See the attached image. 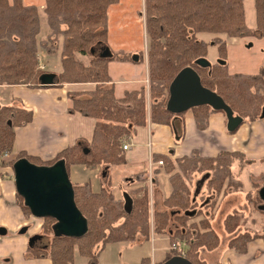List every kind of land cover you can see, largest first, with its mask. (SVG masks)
Listing matches in <instances>:
<instances>
[{"label": "trees", "instance_id": "obj_1", "mask_svg": "<svg viewBox=\"0 0 264 264\" xmlns=\"http://www.w3.org/2000/svg\"><path fill=\"white\" fill-rule=\"evenodd\" d=\"M117 1L45 0L44 12L51 31L38 42L40 20L37 7L23 5L22 0H0V85L41 86L39 77L43 72L38 66V50L41 47L47 53H51L52 49L56 51L58 35L63 36L60 52L62 72L56 74L54 84H96L95 89L86 93L85 97L79 93L69 94V112L77 111L85 117L96 119L90 144L84 147L78 141L57 153L46 164L59 159H64L67 168L71 164L96 167L123 163L122 140L131 134L135 126H144L148 119L153 123L172 125L175 134L181 135L182 128H178L174 118L182 117L184 113L169 112L165 98L171 80L186 66L196 70L202 85L220 95L233 115L242 119L241 123L264 117V60L254 74L229 73L224 61L225 42L220 37L225 34L238 38H263L264 0H254V28H249L245 23L244 0H145L149 107L144 88L127 91L122 98H116L107 70L111 60L140 62L142 58L138 54L125 52L116 56L111 52L107 56L100 54L108 47L106 11L109 5ZM203 32L213 35L209 43L216 45L221 61L207 62L208 44L196 38L198 33ZM49 43H52V47L48 46ZM77 53L90 57L89 64L77 59ZM190 110L199 130L207 127L212 113L222 112L207 105ZM31 118L32 111L23 106H0V154L11 151L13 128L27 124ZM83 148H87L88 152ZM21 157L38 164L25 153L17 154L16 159ZM154 159L161 160L165 170L170 173L171 192L163 202L164 209L154 211L153 232L167 234L170 243L184 241L188 246L184 257L192 264H203L204 260L199 258L200 249H216L220 243L219 236L206 225L205 220L199 222L201 227L202 223L205 224L202 227L204 231L198 225L187 223L189 219L201 215L202 208L197 206L199 199L196 195L202 183H196L194 195H191L182 175L189 177L192 173L203 172L201 179H207V187L215 195L223 189L225 191L228 186L231 187L228 191L233 192L234 188L242 187V182L233 174L232 168L237 162L242 171L248 160L239 152H220L214 157H207L196 150L174 161L164 155L154 156ZM154 171L157 173V170ZM73 189L75 203L87 219V232L78 238L56 237L51 229L54 219L44 218L40 232L45 238L50 236L46 246H40L36 241L29 246V250L37 256L50 258L52 264H73V247L76 244L79 253L87 257L88 264H99L97 257L106 243H143L149 239L146 189L137 188L130 192L128 208L124 200L114 198L111 189L103 187L99 192H92L88 183L73 185ZM16 197L24 215H30L22 198L18 194ZM246 197L251 196L247 194ZM258 197L256 205L259 208L262 201ZM230 216L237 220L236 224L243 217ZM171 219L179 224L176 231L168 226ZM225 229L230 234L234 230L231 224ZM257 238L264 239V236L257 232L251 235L249 232H239L229 238L227 246L244 253L247 243ZM175 255H180V252H169L165 260Z\"/></svg>", "mask_w": 264, "mask_h": 264}, {"label": "crops", "instance_id": "obj_2", "mask_svg": "<svg viewBox=\"0 0 264 264\" xmlns=\"http://www.w3.org/2000/svg\"><path fill=\"white\" fill-rule=\"evenodd\" d=\"M22 3L23 5L36 6L40 27L42 20L47 25L44 12L45 0H22ZM144 4L145 0H118L108 6L106 11L107 46L110 52L115 56L122 52L138 54L142 60L140 62L111 60L107 64V70L114 85L113 93L116 98H122L127 91L144 88L149 107L148 45L143 17ZM247 4L254 7V0H244V11H246ZM253 9L255 12V8ZM252 27H256V17ZM44 32L40 38L37 35L38 42L48 36V25ZM204 35L205 33H199L198 37L201 36L199 39L209 45L213 35L208 34L209 37L206 39H204ZM222 37H224L226 50L224 61L227 63L229 73H256L257 71L251 72L244 68L241 71H232L230 68V59L232 58L230 49L243 46L246 53L248 48L253 47V38L228 37L226 35ZM214 46L207 48L206 56L210 63L221 61L218 57L217 47ZM41 51L38 50L39 69L43 73L57 74L52 70H46V65L39 62L43 57ZM60 52L61 42L59 41L55 56H60ZM241 68L242 66L239 69ZM59 69L61 71V65ZM95 85L92 82H65L44 86L0 85V106H23L32 111L30 122L13 128L12 149L9 152L6 151L9 156L8 163L0 166V227L6 230L5 234H0V264H52L50 258L37 256L29 250L28 239L39 233L42 222L41 219L32 215H24L18 205L13 170L9 162L16 160L17 154L25 153L39 165L46 164L57 153L78 141L82 142L84 147L90 144L96 119L85 117L77 111L69 112L71 106L69 94L79 93L81 97H85L86 93L95 89ZM174 121L178 128H182L181 135L175 134L172 125L153 123L149 119L144 126H135L131 134L122 140V144L124 142L131 144L129 149L123 150V163L89 167L96 172V177L99 180L97 188L92 189L91 181L87 179V165H69L67 171L72 178V184L79 186L88 183L92 192H99L103 187L108 188L111 189L115 197L126 202L130 200L131 190L144 185L149 188V183L150 194H152V186L155 187V185H159L162 192L163 189L167 193L171 192V184L168 179H165V184L162 182L161 165L154 159V156L157 155L167 156L174 161L177 158L188 156L193 150H196L201 156L207 157H214L220 152H239L248 160V164L244 168L248 169L255 163L264 164V117L253 122L241 123L234 132L228 131L226 117L222 112L212 113L208 118L207 127L203 130L197 128L191 110L184 112L182 117L174 118ZM235 163L234 166L238 167L237 162ZM154 170L158 171L156 174L158 184L150 179V174ZM152 202L156 204L155 200ZM24 226L27 230L24 233H19ZM159 241L162 247L157 244ZM144 243L151 246L149 255L142 247ZM122 245L124 246H118L116 251H128L130 250L128 247L136 245L137 249L141 250L135 255L133 264H160L169 253L170 240L167 234H156L143 243L123 242ZM101 252L97 257L99 264H117V262L114 263L106 259L102 262L101 257L105 252ZM75 253H78L77 250ZM75 253L73 264L77 259L80 261L79 264H87V260L77 257ZM212 264H264V241L257 238L248 242L244 253H238L229 247L225 248L219 255V259Z\"/></svg>", "mask_w": 264, "mask_h": 264}, {"label": "rangeland", "instance_id": "obj_3", "mask_svg": "<svg viewBox=\"0 0 264 264\" xmlns=\"http://www.w3.org/2000/svg\"><path fill=\"white\" fill-rule=\"evenodd\" d=\"M10 2V1H9ZM254 7L251 4L246 5V11H245V23L249 28H253V22H255V12H254ZM46 16V14H45ZM143 17L145 21V7L143 10ZM252 21V22H251ZM47 22V21H46ZM48 25V24H47ZM47 25L45 24V21L42 20L41 27L39 25V32H38V38L42 37L44 35V31L47 30ZM49 27V26H48ZM49 28V32H50ZM146 32V30H145ZM204 33V32H203ZM199 34V33H198ZM198 34L196 35V38H201L198 37ZM209 33H205L204 39L208 38ZM210 35V34H209ZM220 35V37L224 36ZM228 36V35H226ZM232 37V36H228ZM148 38V37H147ZM224 38V37H222ZM245 38V37H244ZM253 40V47L251 49L248 48L245 53V48L243 46H240L238 48H232L230 49L232 58L230 59V68L232 71L234 70H242L244 69H249L251 72H256L258 70V67L260 64L263 63L264 60V37L263 38H254L252 37ZM56 41H58V45H56V51L59 46V41L62 43L63 41V36L58 35ZM147 45H148V39H147ZM211 45V46H210ZM213 44L210 43L207 48H213L215 47ZM49 47H52V43L48 44ZM53 46H55L53 44ZM39 50L43 53V57H41V60L39 61L42 64H45L47 69L46 70H52L57 73L62 72V69L60 71L59 63H61L60 58L61 56H55L56 51L52 49L51 53H47L45 49L39 47ZM148 50V49H147ZM215 51V50H214ZM46 54V55H45ZM207 55V54H206ZM75 57L79 60H82L84 64H89L90 57L86 55H81L77 53ZM207 57V56H206ZM59 66V67H58ZM242 66L241 69H239ZM62 68V66H61ZM41 70V69H40ZM42 71V70H41ZM43 72V71H42ZM147 86L149 89V79L147 80ZM168 96L166 95L165 101L168 99ZM123 142V141H122ZM8 161H5L4 164L1 166L7 164ZM236 164V163H235ZM93 168L88 167V173H87V179H90L91 181V186L92 189L97 188L99 185V180L96 177V172L92 171ZM160 171L163 172L162 176V182L165 184V179L167 178L169 181L168 175H170L169 172H167L165 169V165H161ZM177 170V168H175ZM233 174L236 176V178L242 182V187L241 188H234L235 190H232L233 192H229L230 186L227 187V189H224L218 194L215 195V193L210 190L207 187V179L203 180L204 173L199 172V173H192L189 175V177L182 175L184 178V183L187 185V187L190 190L191 195H194L195 192V185L196 183L200 182L201 184V189H199L198 194L196 195V198L199 199L197 202V206L201 207V215L196 216L194 218L189 219L187 222L188 224H195L198 225L199 229L201 231H204L202 228L205 224L202 223L201 227V222L202 220H205L206 225L210 228L213 229L215 233L218 234L219 236V246L214 249V250H205V249H200L199 255L200 259L204 260L203 264H212L216 260L219 259V255L221 252L225 249L228 248L227 246V241L229 238L233 235H236L237 233H243V232H249V234H253L254 232L259 233L261 236H264V210L259 209L258 205H256V202H258L256 196H258V190L259 188L264 185V164H253L252 167L250 168H244L242 171L239 170V168L235 165L233 170ZM158 173V171H157ZM157 173L155 171L151 172L150 174V179H155L157 177ZM69 175V173H68ZM165 176V177H164ZM69 175V179L71 181L72 178ZM155 184H158L157 178L154 182ZM224 185H227L224 183ZM146 186V187H144ZM141 187L142 189H146V192L148 194V202H149V238H151L153 235H156L153 232V215L155 210H163L164 205L163 202L164 200L170 195V192L167 193L165 189L159 188V185H155V187L152 186V194L149 192L150 188V183H149V188L147 185H144ZM137 189V188H136ZM237 189V190H236ZM132 191V190H131ZM130 191V192H131ZM160 191V193H159ZM251 196L250 198H247L246 195ZM114 196V195H113ZM115 199L121 200L120 198H117L114 196ZM156 198V199H155ZM259 198V197H258ZM131 200V197H129ZM213 199V201H212ZM248 199L253 200L250 201ZM130 200L124 202L125 207H129L130 205ZM156 201V204H153L152 201ZM16 201L19 205L18 198L16 197ZM212 204L210 205V203ZM260 202V200H259ZM260 204V203H259ZM262 204V203H261ZM203 206V207H202ZM168 210H170L169 207H167ZM240 214V215H237ZM230 215L238 216L242 218H239V221L237 222L238 226L236 227V219L234 217H231ZM206 216V217H204ZM174 219V218H173ZM171 219L169 222V227L173 231H176V227H179V224L177 222H174V220ZM176 219V218H175ZM44 220L41 219V222ZM231 227L235 229L232 231V233H228L227 230L225 229L227 227ZM159 234V233H158ZM162 235H166L165 233H162ZM50 236L46 237V240H49ZM264 241L263 238H260ZM255 240V239H254ZM123 242H109L104 245L103 248V255L101 257V261L103 262L105 259L112 261V262H117L119 263H124V264H133L132 261L135 258V255L141 250L137 249V245L133 247H128L130 250L128 251H116V248L118 246H124L122 245ZM159 247L161 246L160 241L157 242ZM175 244L176 249H171V245ZM142 247L144 248L145 252L150 254V249L151 246L149 244H142ZM171 247V248H170ZM170 249L169 252L171 251H178L180 252V255L185 256L188 246L184 241H179V243H170ZM162 249V248H161ZM77 250L78 253H75ZM163 250V249H162ZM160 252L163 255V252L160 250ZM74 253L77 255V257H83L85 260L88 261L87 257L82 256L77 248V245L75 244L73 247V262H74ZM145 253V254H146ZM79 254V255H78ZM79 260L75 262V264H79ZM88 264V263H87Z\"/></svg>", "mask_w": 264, "mask_h": 264}, {"label": "water", "instance_id": "obj_4", "mask_svg": "<svg viewBox=\"0 0 264 264\" xmlns=\"http://www.w3.org/2000/svg\"><path fill=\"white\" fill-rule=\"evenodd\" d=\"M100 54L110 55L109 48H104ZM134 58L137 59V56ZM39 81L42 85H52L56 81V74L43 73ZM202 105L222 111L226 116L228 130H236L242 122L239 116L233 115L231 108L220 95L202 85L196 70L186 66L174 76L168 86L166 109L180 114ZM83 150L88 152L87 148ZM12 170L15 190L22 198L24 206L36 218L54 219L51 226L54 236L78 238L87 232V219L75 203L73 184L64 159L39 165L21 157L13 161ZM258 195L262 201L259 209L264 210V185L259 188ZM26 229L25 226L22 227L19 233H24ZM5 231V228L0 227V234H5ZM40 237L39 234L30 236L28 245L32 246ZM160 264L192 263L184 256L175 255Z\"/></svg>", "mask_w": 264, "mask_h": 264}, {"label": "built area", "instance_id": "obj_5", "mask_svg": "<svg viewBox=\"0 0 264 264\" xmlns=\"http://www.w3.org/2000/svg\"><path fill=\"white\" fill-rule=\"evenodd\" d=\"M131 146V144H129L128 142H124L123 144H122V149L123 150H127V149H129V147ZM9 156H8V152H6V151H4V152H2L1 154H0V164L1 163H3V162H5V161H7V158H8ZM158 164L159 165H162L163 164V162L161 161V160H159L158 161ZM172 247V248H171ZM171 249H176V245L175 244H172L171 245ZM180 256H182V255H180Z\"/></svg>", "mask_w": 264, "mask_h": 264}, {"label": "flooded vegetation", "instance_id": "obj_6", "mask_svg": "<svg viewBox=\"0 0 264 264\" xmlns=\"http://www.w3.org/2000/svg\"><path fill=\"white\" fill-rule=\"evenodd\" d=\"M12 163H13V161L10 163V165H11V167H12ZM2 164H4V163H1L0 164V166L2 165ZM31 215V214H30ZM36 218V217H35ZM39 219H44V218H39ZM42 224H43V222H42ZM42 224H41V226H42ZM27 230V229H26ZM40 230H41V228H40ZM37 234H39V235H41V237H40V239H38L37 241H36V243L37 242H39L40 243V246H46V242H47V240H46V238L44 237V234H42L40 231H39V233H37ZM35 235V234H34ZM35 243V242H34Z\"/></svg>", "mask_w": 264, "mask_h": 264}]
</instances>
